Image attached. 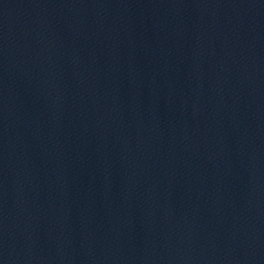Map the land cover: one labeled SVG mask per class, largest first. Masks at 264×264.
<instances>
[{
	"label": "water",
	"instance_id": "1",
	"mask_svg": "<svg viewBox=\"0 0 264 264\" xmlns=\"http://www.w3.org/2000/svg\"><path fill=\"white\" fill-rule=\"evenodd\" d=\"M233 0H0V264H199Z\"/></svg>",
	"mask_w": 264,
	"mask_h": 264
}]
</instances>
